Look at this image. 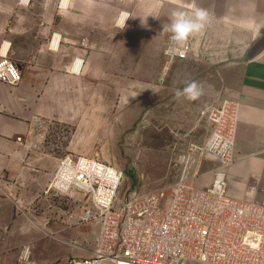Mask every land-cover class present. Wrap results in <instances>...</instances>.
<instances>
[{"label": "crops", "instance_id": "crops-1", "mask_svg": "<svg viewBox=\"0 0 264 264\" xmlns=\"http://www.w3.org/2000/svg\"><path fill=\"white\" fill-rule=\"evenodd\" d=\"M193 4L207 9L210 21L202 33L189 40L193 51L188 58L169 62L166 58L171 72L166 75L167 83L157 86V66L164 62V44L170 36L162 32V26L170 23L174 9L191 12ZM124 12L129 18L122 28L119 21ZM78 44H84L83 48ZM0 49H8V57L22 73L18 86L0 83L8 94L6 103L10 96L20 104L10 109L11 113L20 112L21 118L11 114L13 117L0 120V226L16 222L24 226L20 219H13L16 207L34 210L46 203L59 209L54 201L59 191L50 189V185L60 154L59 150L44 147L48 137L42 134L55 118L59 121L66 116V111L68 121L75 120L72 110L76 106L77 82L83 79L78 74L80 57H84L86 81L99 70L103 79L102 66L121 63L126 55L137 64L141 58H148L151 90L164 87L173 95L188 81H209L208 73L183 74L179 69L194 63L219 65L226 61L222 60L221 50H234L227 56L238 59L234 64L241 75L236 88L241 108L234 162L246 156L264 165V0H0ZM94 65L101 67L94 72ZM78 66L79 71H73ZM212 77L217 88L206 93L207 104L217 105L221 100L220 78L214 72ZM37 116L43 121L39 134ZM216 165L210 159L204 161L201 174L208 175L209 183L201 185L202 189L211 185ZM230 166L226 168L227 176ZM230 195L256 201L254 189L231 191ZM51 220L55 217L45 223ZM30 223L40 221L33 219ZM12 233L16 236L13 240L39 238L37 231L24 227Z\"/></svg>", "mask_w": 264, "mask_h": 264}, {"label": "rangeland", "instance_id": "rangeland-1", "mask_svg": "<svg viewBox=\"0 0 264 264\" xmlns=\"http://www.w3.org/2000/svg\"><path fill=\"white\" fill-rule=\"evenodd\" d=\"M168 42L164 44V51ZM78 46L83 48L84 44ZM233 51L222 49L221 57L226 61L219 65L201 66L194 63L178 70L183 74L210 75L209 81L199 82L206 90L197 101L177 100L175 94L172 95L164 87L152 91L148 58H141V63L137 64L126 55L121 63L110 62L102 66L103 79L99 70V74L96 72V75L86 77L87 81L84 78V57L78 58L81 62L78 74L83 79L77 82L76 106L75 111L72 110L75 120L68 121L67 111L61 120L55 118V124L50 123L46 131L41 132L48 137L44 147L59 150L60 160L67 154L85 155L123 170L124 177L118 190L120 201L144 193L169 191L182 176L183 158L189 145L203 143L209 134L210 124L201 111L210 106L206 93L217 88L213 72L220 78V102L236 100L241 75L234 64L238 59L227 57ZM163 57L164 62L157 66V86H164L167 83L166 75L171 72V65L166 63V56ZM100 67L94 65V72ZM88 79H92V83ZM6 95L7 91L0 88V120L12 115L21 119L20 112L11 113L10 109L11 105L16 107L20 104L16 103L14 97L11 100L10 96L6 103ZM155 95L157 99L153 98ZM36 121L40 125L37 128L39 134L43 121L38 116ZM227 180L228 195L231 191L244 193L247 189H254L256 200L264 195V165L251 157L237 158L229 168ZM208 183V175L201 174L198 187ZM58 196L54 201L59 209L51 208L46 203H40L35 211L16 207L13 219H20L24 226H18V222L0 226V264H66L72 257L92 254L99 224L88 197L77 189L59 192ZM53 217L55 220L45 223ZM33 219L40 223H30ZM21 227L34 229L39 238L13 240L16 236L12 231Z\"/></svg>", "mask_w": 264, "mask_h": 264}, {"label": "built area", "instance_id": "built-area-1", "mask_svg": "<svg viewBox=\"0 0 264 264\" xmlns=\"http://www.w3.org/2000/svg\"><path fill=\"white\" fill-rule=\"evenodd\" d=\"M7 50L0 49V83L13 86L22 73ZM192 51L188 42L185 57L165 56L181 60ZM240 108L239 101L226 99L201 111L210 133L203 143L189 145L182 176L169 191L120 201L123 170L85 155L61 158L50 189L82 191L99 224L92 254L66 264H264V195L249 201L227 194ZM206 159L217 165L211 185L202 189L197 182Z\"/></svg>", "mask_w": 264, "mask_h": 264}, {"label": "clouds", "instance_id": "clouds-1", "mask_svg": "<svg viewBox=\"0 0 264 264\" xmlns=\"http://www.w3.org/2000/svg\"><path fill=\"white\" fill-rule=\"evenodd\" d=\"M128 18V13L124 12L121 14L119 23L122 28H124L125 21ZM209 21L210 14L208 10L195 4L191 6V12L174 9L170 15V23L162 26V32L170 33V46L166 49L165 55L173 58L176 56L185 57L188 51L189 40L197 34L202 33ZM141 22L146 23V20H142ZM202 95L203 88L195 80L186 82L182 89H176L175 91L177 100L183 98L188 101H197Z\"/></svg>", "mask_w": 264, "mask_h": 264}, {"label": "bare ground", "instance_id": "bare-ground-1", "mask_svg": "<svg viewBox=\"0 0 264 264\" xmlns=\"http://www.w3.org/2000/svg\"><path fill=\"white\" fill-rule=\"evenodd\" d=\"M53 45H54V44H53ZM74 71L78 72V71H79V66L76 67V68L74 69Z\"/></svg>", "mask_w": 264, "mask_h": 264}]
</instances>
